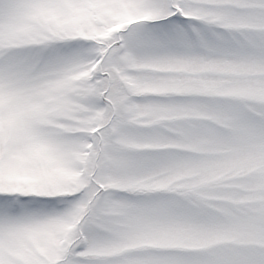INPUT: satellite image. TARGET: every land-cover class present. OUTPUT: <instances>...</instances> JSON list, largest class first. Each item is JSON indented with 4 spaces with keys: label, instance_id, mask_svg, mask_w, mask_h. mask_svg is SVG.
I'll use <instances>...</instances> for the list:
<instances>
[{
    "label": "snow or ice",
    "instance_id": "6c2138e0",
    "mask_svg": "<svg viewBox=\"0 0 264 264\" xmlns=\"http://www.w3.org/2000/svg\"><path fill=\"white\" fill-rule=\"evenodd\" d=\"M0 264H264V0H0Z\"/></svg>",
    "mask_w": 264,
    "mask_h": 264
}]
</instances>
